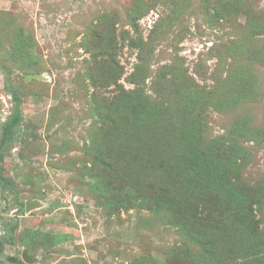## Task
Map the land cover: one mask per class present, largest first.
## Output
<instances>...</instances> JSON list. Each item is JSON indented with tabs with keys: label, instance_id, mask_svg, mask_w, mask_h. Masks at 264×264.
I'll list each match as a JSON object with an SVG mask.
<instances>
[{
	"label": "rangeland",
	"instance_id": "obj_1",
	"mask_svg": "<svg viewBox=\"0 0 264 264\" xmlns=\"http://www.w3.org/2000/svg\"><path fill=\"white\" fill-rule=\"evenodd\" d=\"M140 88L164 110L124 134ZM10 90L23 121L2 165L0 264L24 250L26 264H262L215 240L198 188L185 194L180 132L238 154L221 177L260 197L264 0H0V138ZM255 217L264 234V206Z\"/></svg>",
	"mask_w": 264,
	"mask_h": 264
},
{
	"label": "trees",
	"instance_id": "obj_2",
	"mask_svg": "<svg viewBox=\"0 0 264 264\" xmlns=\"http://www.w3.org/2000/svg\"><path fill=\"white\" fill-rule=\"evenodd\" d=\"M116 80L117 77L114 78V81ZM143 83L144 82H142V84ZM141 91L142 89L140 88L129 92V94H125L126 97H131L133 100L129 101L128 105V107H130L129 109H131L129 121L127 123L124 122L119 124L124 134L130 130L131 125L135 122H139L141 125L143 123L147 124L155 119L156 116H158V114L164 110V106H160L164 105L163 103H158L156 100L149 101L148 98H145L141 94ZM10 93L12 101L14 102V110L13 113L8 117V120L2 126L1 131L0 182L4 181V171L2 170V165L4 163L6 152H8L9 147L12 145V142L15 139L14 136L17 134V131L20 129L21 123L23 121L22 114L19 111V105L21 101L16 92L10 90ZM148 103H150L149 106ZM117 105L121 106V101L117 102ZM121 109L124 110L122 106ZM184 116L188 117L187 114ZM178 119H182V116L178 115ZM174 134L175 133L173 132V135ZM180 134L182 135V139L180 141L182 144L189 142L186 157L181 160L182 164L184 163L183 166L189 168L192 167L190 163L196 165V169L194 171L195 175H193L191 180L187 181L184 185L186 190L185 194L190 195L191 200L193 195L191 192L193 188H198V191L195 192V195L199 193L198 207L201 208L200 215L204 216L205 218H212V228L215 226H220L223 228V235L222 231L217 232L213 235L214 239H217L218 242L222 244L228 240V246L232 245L239 249V251L250 249L251 255L256 260H259L260 263L264 264V234L260 232L258 228L259 221L255 217V209L264 206V183H260L261 186H258L260 189L257 190V194L260 192V197H258L256 200L255 198L253 199L245 196L235 187H232L231 184L226 183L221 177L223 172L219 171V166L226 170L229 167L233 168L234 163L240 160L238 154L232 155L231 157L227 156V158L224 160L223 157H221V154L226 153L219 152L216 148H214V144L210 143L201 148L199 141H195V143L194 140L191 141L193 138L191 137L189 130L182 133L180 132ZM196 149H199V151L202 150L200 157L205 160L197 158L196 152H194ZM207 153L215 156L213 164L210 162V158L208 156L207 158L204 157ZM185 159L191 160L187 162ZM107 162V160H103L101 162L98 161V165L96 167L99 169L111 167L109 169H112L113 165L111 166V164ZM106 198L107 196L105 199ZM124 203H126V200H124ZM213 221L216 223H212ZM0 226H3V228L6 229L7 223L1 220ZM227 230L230 232V235L228 236ZM12 231L13 228L11 229V232ZM228 252L230 253V251ZM218 254L219 253H215L214 257H218ZM207 256H210L212 260L214 259L210 254L205 255L204 259H207ZM245 257L247 256H242V258ZM19 264L26 263L19 260Z\"/></svg>",
	"mask_w": 264,
	"mask_h": 264
},
{
	"label": "water",
	"instance_id": "obj_3",
	"mask_svg": "<svg viewBox=\"0 0 264 264\" xmlns=\"http://www.w3.org/2000/svg\"><path fill=\"white\" fill-rule=\"evenodd\" d=\"M31 79H42L41 75H27L25 76L24 80L28 81ZM38 207V203L36 201H27L25 203V211L28 212L29 210ZM22 260L26 263H31V258L28 257L26 250L22 252Z\"/></svg>",
	"mask_w": 264,
	"mask_h": 264
},
{
	"label": "bare ground",
	"instance_id": "obj_4",
	"mask_svg": "<svg viewBox=\"0 0 264 264\" xmlns=\"http://www.w3.org/2000/svg\"><path fill=\"white\" fill-rule=\"evenodd\" d=\"M42 77V76H41ZM43 78V77H42Z\"/></svg>",
	"mask_w": 264,
	"mask_h": 264
}]
</instances>
